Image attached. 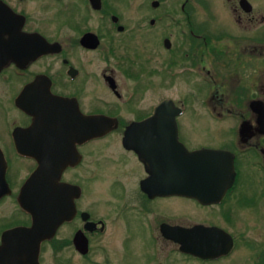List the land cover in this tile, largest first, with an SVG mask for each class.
<instances>
[{
	"label": "flooded vegetation",
	"instance_id": "flooded-vegetation-1",
	"mask_svg": "<svg viewBox=\"0 0 264 264\" xmlns=\"http://www.w3.org/2000/svg\"><path fill=\"white\" fill-rule=\"evenodd\" d=\"M167 1L0 0V243L34 212L60 222L39 264H108L111 230L122 264H264V0ZM161 104L176 125H132ZM176 139L231 161L201 170L211 202L181 194ZM164 226L230 249L182 252Z\"/></svg>",
	"mask_w": 264,
	"mask_h": 264
},
{
	"label": "water",
	"instance_id": "water-1",
	"mask_svg": "<svg viewBox=\"0 0 264 264\" xmlns=\"http://www.w3.org/2000/svg\"><path fill=\"white\" fill-rule=\"evenodd\" d=\"M165 111H167L165 104H161L149 118L132 125H176L174 117L177 113H169V119L167 120L165 118ZM89 124L95 125V136H99V134L101 135L108 130L106 125H117V121L104 116H94L90 118ZM174 144L181 149L180 155L176 153L174 156L175 170L185 171V175L181 174L180 177L187 178L188 183L185 185L190 186L191 189L181 194L194 198L201 203L211 202V199L207 200L205 197L212 196L214 192H204L199 188L201 186V170L231 171L233 168L231 161H228L223 156V153L205 149L189 153L177 139L174 141ZM204 157H206V160H202ZM177 177L178 175H175V178ZM32 213L33 224L30 228H15L2 234L0 264H39L40 245L43 241L50 239L54 235L60 222L54 221L44 228L40 222V217L34 212ZM213 230H216V228H212L211 231ZM209 231L210 229H205L201 226H195L191 229H179L168 226L162 228V233L165 237H185V239L175 241V243L180 245L182 252L201 255L205 250L219 251L221 249H230V246L224 248L211 247L209 246L210 241L197 239L206 232L210 233ZM81 252L85 254L87 249L84 248ZM201 256L204 258L209 257V255Z\"/></svg>",
	"mask_w": 264,
	"mask_h": 264
},
{
	"label": "rangeland",
	"instance_id": "rangeland-1",
	"mask_svg": "<svg viewBox=\"0 0 264 264\" xmlns=\"http://www.w3.org/2000/svg\"><path fill=\"white\" fill-rule=\"evenodd\" d=\"M164 1V5L167 6L168 1L167 0H163ZM134 3H138V0H127V4L126 5V9L127 10H136L134 9L133 5ZM120 48L118 50V55L123 54V49ZM137 51V49H135ZM150 56V55H149ZM103 67V65H101ZM149 95V93H148ZM147 95V96H148ZM152 101V98L149 96L145 99L146 104L150 103ZM111 234V235H110ZM114 234V236H113ZM116 234V235H115ZM117 236L116 232H112V230L110 231V233H108L107 235H105L102 238V243L104 245H106V249H107V253H98L96 254V256H93L92 259L96 262H104L106 260H108V264H122V258H121V248H120V243L118 238H115ZM113 238V239H112ZM67 260L69 261L68 264H90L87 263L86 261H83L81 259L78 258H74V257H70L67 258ZM40 264H59L58 260L56 257H54L49 251H45L44 254L42 255V257L40 258Z\"/></svg>",
	"mask_w": 264,
	"mask_h": 264
}]
</instances>
